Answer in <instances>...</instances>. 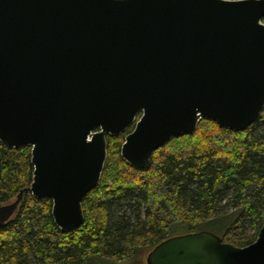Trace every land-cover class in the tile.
<instances>
[{"label":"water","instance_id":"water-1","mask_svg":"<svg viewBox=\"0 0 264 264\" xmlns=\"http://www.w3.org/2000/svg\"><path fill=\"white\" fill-rule=\"evenodd\" d=\"M264 0H0V142L30 148L29 191L63 233L84 222L107 137L146 170L202 120L242 132L264 108ZM0 205V225L22 199ZM147 264H264V224L245 247L201 230Z\"/></svg>","mask_w":264,"mask_h":264},{"label":"trees","instance_id":"trees-1","mask_svg":"<svg viewBox=\"0 0 264 264\" xmlns=\"http://www.w3.org/2000/svg\"><path fill=\"white\" fill-rule=\"evenodd\" d=\"M127 133L106 138L100 181L82 200L83 224L69 233L55 225L51 200L28 189L30 148L0 142V205L24 191L0 225V264H130L168 237L201 230L235 247L256 240L264 224V108L242 132L200 121L194 134L154 151L146 170L121 158Z\"/></svg>","mask_w":264,"mask_h":264},{"label":"rangeland","instance_id":"rangeland-1","mask_svg":"<svg viewBox=\"0 0 264 264\" xmlns=\"http://www.w3.org/2000/svg\"><path fill=\"white\" fill-rule=\"evenodd\" d=\"M130 264H147L146 263V261H145V259L144 260H140V261H137V262H132V263H130Z\"/></svg>","mask_w":264,"mask_h":264},{"label":"flooded vegetation","instance_id":"flooded-vegetation-1","mask_svg":"<svg viewBox=\"0 0 264 264\" xmlns=\"http://www.w3.org/2000/svg\"><path fill=\"white\" fill-rule=\"evenodd\" d=\"M132 130V127H130L129 129H127V131H126V133L128 132H130Z\"/></svg>","mask_w":264,"mask_h":264}]
</instances>
